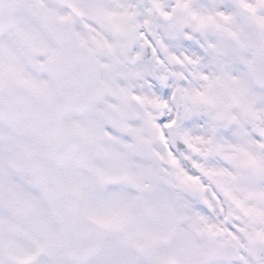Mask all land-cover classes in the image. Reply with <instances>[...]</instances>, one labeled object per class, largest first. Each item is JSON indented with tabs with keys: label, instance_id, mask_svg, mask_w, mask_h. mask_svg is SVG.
<instances>
[{
	"label": "snow or ice",
	"instance_id": "6c2138e0",
	"mask_svg": "<svg viewBox=\"0 0 264 264\" xmlns=\"http://www.w3.org/2000/svg\"><path fill=\"white\" fill-rule=\"evenodd\" d=\"M0 264H264V0H0Z\"/></svg>",
	"mask_w": 264,
	"mask_h": 264
}]
</instances>
